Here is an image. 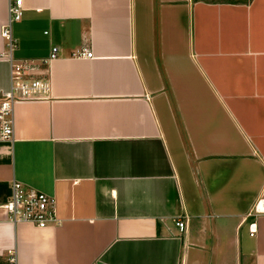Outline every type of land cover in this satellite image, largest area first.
I'll list each match as a JSON object with an SVG mask.
<instances>
[{
    "label": "crops",
    "instance_id": "crops-1",
    "mask_svg": "<svg viewBox=\"0 0 264 264\" xmlns=\"http://www.w3.org/2000/svg\"><path fill=\"white\" fill-rule=\"evenodd\" d=\"M22 1L12 56L49 88L14 104L0 200L60 222L0 221V264H264V0Z\"/></svg>",
    "mask_w": 264,
    "mask_h": 264
},
{
    "label": "built area",
    "instance_id": "built-area-1",
    "mask_svg": "<svg viewBox=\"0 0 264 264\" xmlns=\"http://www.w3.org/2000/svg\"><path fill=\"white\" fill-rule=\"evenodd\" d=\"M23 12L22 0L9 1V17L1 25L0 34L5 40L3 57L7 58L10 65V84L7 89L0 91V141L11 140L14 136L13 108L18 101L42 98L47 94L49 79L35 78L29 70L35 67V62L29 59L16 60L12 51L17 45L11 30L13 21L19 20ZM57 55V47L53 46L49 59ZM80 57H92L93 51L87 46H82L75 53ZM11 192L4 200H0V221L12 223L28 221L36 226L44 227L57 224L60 218L56 213L55 196L42 190L25 185L23 182L12 179ZM258 207V205H257ZM262 210L261 208H257ZM175 224L180 230L186 226V218L179 216ZM254 225V223H250ZM255 228L249 230L253 234ZM5 264H16L14 251L9 252L8 261Z\"/></svg>",
    "mask_w": 264,
    "mask_h": 264
},
{
    "label": "bare ground",
    "instance_id": "bare-ground-1",
    "mask_svg": "<svg viewBox=\"0 0 264 264\" xmlns=\"http://www.w3.org/2000/svg\"><path fill=\"white\" fill-rule=\"evenodd\" d=\"M258 207L261 208L262 210H264V203H262L261 206L258 205Z\"/></svg>",
    "mask_w": 264,
    "mask_h": 264
}]
</instances>
